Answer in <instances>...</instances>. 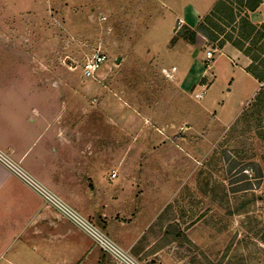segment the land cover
I'll return each instance as SVG.
<instances>
[{"label": "rangeland", "instance_id": "1", "mask_svg": "<svg viewBox=\"0 0 264 264\" xmlns=\"http://www.w3.org/2000/svg\"><path fill=\"white\" fill-rule=\"evenodd\" d=\"M215 3L0 0V77L14 79L15 94L23 85L30 94L7 108L0 87V124L9 109L15 126H27L24 116L42 107L57 136L50 150L93 191L90 223L128 259L96 242L109 264H264L263 86L230 47L214 53L200 89L189 91L186 74L218 42L199 38L198 49L173 42L186 7L206 15ZM95 54L107 60L85 79ZM150 192L161 193L163 209ZM134 223L144 237L126 250L112 235ZM164 236L173 242L154 254Z\"/></svg>", "mask_w": 264, "mask_h": 264}, {"label": "crops", "instance_id": "2", "mask_svg": "<svg viewBox=\"0 0 264 264\" xmlns=\"http://www.w3.org/2000/svg\"><path fill=\"white\" fill-rule=\"evenodd\" d=\"M218 1L216 0V3ZM213 8L208 9L206 15H202L195 9L186 7L185 18L181 23L195 29ZM249 17L256 26L264 24V1L258 9L249 13ZM192 47L198 49L196 46ZM230 47L234 48L226 44L223 49L216 48L215 53ZM206 58L201 61L204 65L195 61L190 72L186 74V82L183 84L187 90L200 89L199 85L212 68L211 66L209 70L206 69ZM245 58L243 70L258 83L259 88L262 87L263 84L247 72L251 60L246 56ZM210 81L213 82L212 77ZM14 83V79L0 77V87L2 90H8L6 95L2 93L7 101V108L14 104L15 98H19L18 104H22L30 97L24 85L22 92L15 94L14 91L20 86L17 87ZM36 108L39 111L38 116L32 113ZM33 109L23 118L27 121V126L25 124L21 126L20 123L15 126L16 117L9 109L2 114L7 125L0 124V264H109L110 257L96 246L95 239L87 231L50 203L16 172L20 170L28 175L86 222L90 223L89 218L96 216L93 191L78 183L74 171H63L62 157L58 155V151L50 150L51 147L58 145L57 136L53 137L46 115L42 114L44 112L42 107L34 106ZM191 120L194 126L200 125L199 118L193 117ZM135 122L136 120H133L134 124ZM200 139L203 143L210 142L209 139ZM124 176L131 177L126 173ZM110 192L106 190V194ZM124 194L123 192L122 195ZM150 194H153L149 199L156 205L155 209H163L165 206L161 205L163 200L161 193ZM119 201V206L125 203ZM135 201L137 200L132 202ZM102 211H105V208H102ZM102 216L107 217L105 214ZM135 225L136 223L128 228L119 225L120 227H117L119 234L112 235L113 239L126 250H133L144 237L141 229H137V226L133 228ZM156 243L158 240L153 242V245Z\"/></svg>", "mask_w": 264, "mask_h": 264}, {"label": "trees", "instance_id": "3", "mask_svg": "<svg viewBox=\"0 0 264 264\" xmlns=\"http://www.w3.org/2000/svg\"><path fill=\"white\" fill-rule=\"evenodd\" d=\"M263 1L219 0L212 12L195 29L188 26L177 27L173 42L183 39L190 45L197 46L199 38H202L218 42L219 49H223L226 44L232 45L251 60L247 72L263 84L259 95V97H263L264 24L256 26L249 17V13L258 9ZM162 239L153 246V253L161 251L173 242L168 236H164ZM185 239L190 245H195L187 236Z\"/></svg>", "mask_w": 264, "mask_h": 264}, {"label": "built area", "instance_id": "4", "mask_svg": "<svg viewBox=\"0 0 264 264\" xmlns=\"http://www.w3.org/2000/svg\"><path fill=\"white\" fill-rule=\"evenodd\" d=\"M214 51L207 53V64H211L213 60ZM107 58L103 54H95L91 59L87 60L84 64L83 68V76L85 79H93L96 77V75L101 71L104 63L106 62ZM204 91L197 94V99L201 100L203 99ZM16 172L28 183H30L34 188H36L40 194L45 196L47 200L54 204L56 207H58L65 215L72 218L74 222H76L80 227H82L85 231H87L96 242L100 244L102 249L105 251L111 252L113 254H116L118 256L125 257L123 251L115 244L113 243L109 238L104 236L100 231L95 228L91 223L86 222L83 220L76 212L71 210L69 207H67L65 204H63L60 200H58L55 196H53L48 190L34 182L28 175L21 172L20 170H16ZM115 176V175H114ZM124 260H128L127 258ZM123 260V261H124ZM131 264H135L134 262L130 261Z\"/></svg>", "mask_w": 264, "mask_h": 264}]
</instances>
